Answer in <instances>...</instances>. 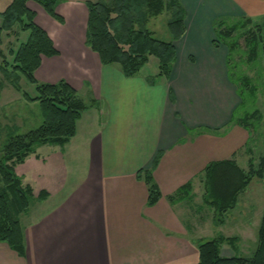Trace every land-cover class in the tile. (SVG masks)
I'll list each match as a JSON object with an SVG mask.
<instances>
[{"label":"crops","instance_id":"0c3cea01","mask_svg":"<svg viewBox=\"0 0 264 264\" xmlns=\"http://www.w3.org/2000/svg\"><path fill=\"white\" fill-rule=\"evenodd\" d=\"M86 1L60 0L63 22L28 1L59 49L42 58L36 78L90 87L100 105L83 112L65 145H41L16 165L35 198L20 216L24 253L0 241V264H196L194 235L205 219L197 222L196 216L207 209L214 222V210L204 201L206 165L235 158L247 169L249 160L250 134L231 122L241 98L229 77V49L214 44L213 23L222 16L261 21L264 0H181L186 31L175 42L170 76L155 84L140 73L126 77L118 63L102 64L86 45ZM11 2L0 0V11ZM29 34L19 23L4 31L0 61L12 62L10 51ZM200 128L220 132H196ZM158 153L153 178L162 197L148 205V186L137 172L151 168ZM68 160L82 161L71 182ZM188 182V195L172 202L170 196Z\"/></svg>","mask_w":264,"mask_h":264},{"label":"trees","instance_id":"16d2710c","mask_svg":"<svg viewBox=\"0 0 264 264\" xmlns=\"http://www.w3.org/2000/svg\"><path fill=\"white\" fill-rule=\"evenodd\" d=\"M29 0H12L11 4L0 11V44L4 31L11 30L19 23L23 30L30 32L27 41L22 42L17 50H11L14 56L9 62L6 57L0 61V70L10 84L21 91L20 74L36 84L38 94L30 96L23 92L29 101H38L43 120L41 124L23 133L9 134L2 146L0 154V241L7 242L10 247L24 253V231L21 214L27 212L35 198L33 187L24 183L16 173L17 164L24 162L28 155L36 152L44 144L65 145L77 132V122L84 111L98 107L99 100L93 95L85 100L78 90L66 79L57 82H39L36 71L41 66L44 56L52 57L59 54L49 33L40 26L35 18L36 13L28 6ZM40 4L48 14L63 22L64 18L57 12L60 0H33ZM88 19L86 28V45L100 57L102 64L118 63L126 77L137 75L142 67L149 62L150 56L158 58V72L147 76L150 84H155L160 77H169L176 60V44L186 31L185 9L181 0H87ZM165 13L170 40H162L154 36L148 27L152 17ZM214 44H224L229 55L237 50V41L242 32L248 35V60L258 58L260 51L264 56V17L255 21L248 16L218 17L215 19ZM237 32L239 35H233ZM237 48V49H236ZM245 52V51H244ZM228 55L230 80L236 84L241 98L240 105L234 111L231 122L242 125L251 135L252 116H257V109L237 116V110L244 103L240 90L246 87L256 94L257 85L252 83L249 75L242 73L238 82L232 78L231 60ZM0 56L3 51L0 48ZM233 79V80H232ZM2 84L0 82V91ZM216 132L220 129L200 128L196 132ZM250 140V139H249ZM249 143V141H248ZM246 145L249 155L248 168H242L235 158L212 161L204 169V201L214 210L213 221L216 224L225 222V214L236 207L240 195L246 191L254 177L264 178V156L256 164L251 149ZM161 154L154 159L149 169H140L137 177L143 179L148 186V205L156 204L162 193L153 178ZM191 183L183 185L177 193L170 196L172 202L184 199L189 193ZM45 191L38 198L43 199ZM239 236H217L198 244L199 261L196 264H264V209L258 228V244L250 256L222 253L223 244L235 246Z\"/></svg>","mask_w":264,"mask_h":264},{"label":"rangeland","instance_id":"374dc122","mask_svg":"<svg viewBox=\"0 0 264 264\" xmlns=\"http://www.w3.org/2000/svg\"><path fill=\"white\" fill-rule=\"evenodd\" d=\"M148 27L153 31L155 37L162 40H170L171 34L168 30L165 13L152 17L148 23ZM241 33L235 32L233 35ZM248 35L246 33L241 34L237 41L236 50L232 51L229 55L231 60L230 69L233 73L232 78L235 82H238L242 73L249 75L252 79V83L257 85L256 94H252L246 87L240 90L243 94L244 103L237 110V116L241 117L246 112L257 109L259 114L252 116V132L248 147L253 154L255 163L258 159L264 156V56L260 51L258 58L252 61L248 60ZM4 49L6 48L3 45ZM236 48V49H237ZM245 51V52H244ZM1 60V58H0ZM158 58L150 56V60L140 70L141 76L155 75L158 72ZM20 86L21 91L14 88L10 82L6 79V76L0 70V82L2 89L0 91V154L3 143L8 138L9 134L23 133L30 129L39 126L43 120L41 107L38 101H29L23 97V92H27L30 96H36L38 94L36 84L30 82L24 74H20ZM161 79V78H160ZM164 79V78H163ZM232 79V80H233ZM159 79H157L158 81ZM39 82H48L45 79H39ZM160 81V80H159ZM166 81V80H165ZM85 87H80L78 92L85 99L88 100L93 94ZM80 135H83L82 129H80ZM62 151V148H59ZM43 152V150H40ZM81 160H68L69 172L68 177L70 182L77 177V170L81 167ZM190 201H185L186 205ZM195 208V207H193ZM264 209V178L254 177L247 190L242 195L238 206L235 209L229 210L225 214V222L222 224H216L208 219L207 209L202 213L198 212L196 216L197 222L202 219L200 227H197L195 233V240L199 244L201 241L209 240L217 236H239L238 242L233 245L223 244L222 253L226 256L239 255L250 256L255 251L258 244V228L260 225L261 217ZM193 216V215H191ZM192 218V217H190ZM27 219V218H26ZM25 221V217L23 218ZM191 219L190 223H193ZM187 222V221H186ZM196 222V223H197ZM194 222V224H196ZM197 226V225H196Z\"/></svg>","mask_w":264,"mask_h":264}]
</instances>
